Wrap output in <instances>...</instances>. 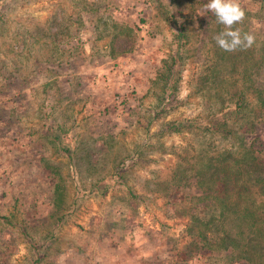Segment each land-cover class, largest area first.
Returning <instances> with one entry per match:
<instances>
[{
	"label": "rangeland",
	"instance_id": "rangeland-1",
	"mask_svg": "<svg viewBox=\"0 0 264 264\" xmlns=\"http://www.w3.org/2000/svg\"><path fill=\"white\" fill-rule=\"evenodd\" d=\"M207 3L0 0V264H264V249L248 260L187 230L214 209L199 196L208 158L229 151L235 169L249 147L264 232V0H239L234 27L255 43L235 52ZM175 22L188 41L168 70ZM239 93L243 113L223 115Z\"/></svg>",
	"mask_w": 264,
	"mask_h": 264
},
{
	"label": "trees",
	"instance_id": "trees-1",
	"mask_svg": "<svg viewBox=\"0 0 264 264\" xmlns=\"http://www.w3.org/2000/svg\"><path fill=\"white\" fill-rule=\"evenodd\" d=\"M175 23L174 42L176 54L170 56L168 70H171L172 66L180 61L182 46L188 41L187 28L184 22ZM236 101L234 109L223 113V115L230 113L237 116L239 113H243L242 109L244 108L245 98L239 93ZM166 125L169 130L175 132L180 129L183 122L171 120ZM214 125L216 131L224 136H227L230 132L227 128V118L223 120L218 119ZM46 129L56 143H58L59 149L64 153L70 154V144L64 142L57 135V129L54 127ZM247 148L249 147H246L243 157L238 159V161H234L235 169L232 167L233 163L228 160L229 151H226L224 155L212 156L211 159L208 158L207 166H205V170H207L205 173L200 174L198 181L201 191L199 196L211 199L214 205H209L208 208L214 209L208 217L199 223L188 224L187 230L191 232L190 235H197L199 238L197 241L193 240V244L200 242L206 249L226 250L230 254L236 252L238 256L249 260L250 257L253 258L259 255L261 249H264V232L259 221L262 218V203H257L256 200L259 198V193L263 192L258 188V185H261L263 182V177L260 173V168L263 170V166L259 165V161L254 156H246L248 152ZM244 167H247L249 171L244 169ZM93 188V190L99 193H104L105 191V188L100 186H94ZM238 199L240 201L239 204L232 203L233 200ZM229 214L250 218V233L248 232L246 235H243V230L238 234L229 232L226 228L227 221L225 220L226 215ZM210 231H214V234H209ZM139 259L140 257L131 260L132 264H141Z\"/></svg>",
	"mask_w": 264,
	"mask_h": 264
},
{
	"label": "clouds",
	"instance_id": "clouds-1",
	"mask_svg": "<svg viewBox=\"0 0 264 264\" xmlns=\"http://www.w3.org/2000/svg\"><path fill=\"white\" fill-rule=\"evenodd\" d=\"M206 9L214 13L217 22L224 26V30L214 37L222 50L235 52L247 50L254 45L255 36L252 33L234 27L243 23L246 16L239 0H208Z\"/></svg>",
	"mask_w": 264,
	"mask_h": 264
},
{
	"label": "crops",
	"instance_id": "crops-1",
	"mask_svg": "<svg viewBox=\"0 0 264 264\" xmlns=\"http://www.w3.org/2000/svg\"><path fill=\"white\" fill-rule=\"evenodd\" d=\"M139 257V256H138Z\"/></svg>",
	"mask_w": 264,
	"mask_h": 264
}]
</instances>
